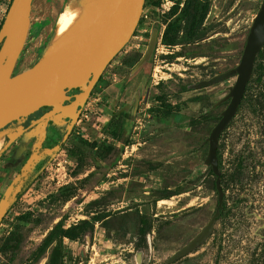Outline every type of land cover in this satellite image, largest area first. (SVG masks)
<instances>
[{"label": "rangeland", "instance_id": "1", "mask_svg": "<svg viewBox=\"0 0 264 264\" xmlns=\"http://www.w3.org/2000/svg\"><path fill=\"white\" fill-rule=\"evenodd\" d=\"M11 1L0 0V24ZM186 2L207 8L198 38L170 47L162 45L164 15L175 3L181 8ZM261 3L144 1L145 17L103 71L64 142L72 110L37 125L33 144L21 149L19 159L12 158L21 162L16 163L21 169L16 187L0 196V204L6 195L9 203L0 222V247L11 232L24 235L13 264H29L44 237L62 218L67 227L99 219L90 242L64 240L63 264H259V219L264 203V62L259 74L252 73L234 117L218 139L223 206L230 207V214L214 223L212 233L194 251L170 263L167 260L214 212L215 176L204 165L208 136L228 104L222 100L235 82L233 70ZM78 4L80 0H33L29 30L13 75L49 54L47 44L54 22L70 5ZM155 28L158 34L150 59L133 71L139 62L134 66L128 62L135 56L143 58ZM166 107L173 111L167 113ZM207 112L210 115L201 118ZM125 114V130L116 141L110 134ZM192 118L198 121L190 124ZM12 131L0 132V152ZM83 141H96L99 148L88 154L81 150ZM107 145L116 150L106 154ZM125 149L157 154V161L123 158ZM92 157L101 168L94 170ZM121 164L129 169H121ZM152 170L161 177L159 187L144 182ZM20 189H25L23 195L10 205ZM178 189L186 192L164 198ZM188 199L193 205H188ZM8 259L0 249V264ZM46 259L47 253L34 264H46Z\"/></svg>", "mask_w": 264, "mask_h": 264}, {"label": "water", "instance_id": "2", "mask_svg": "<svg viewBox=\"0 0 264 264\" xmlns=\"http://www.w3.org/2000/svg\"><path fill=\"white\" fill-rule=\"evenodd\" d=\"M144 1L110 0L107 13L61 52L43 57L29 69L13 75L29 30L33 0H12L0 27V132L9 123L19 122L22 117L42 107H50L51 110L33 121L31 126L46 123L74 106L81 108L105 68L131 39L139 23ZM157 34L155 28L146 53L133 71L150 59ZM263 44L264 0L253 18L240 61L233 70L235 82L228 88V94L222 100H228V104L208 136L204 165L209 166L216 177L215 188L219 203L222 201V189L217 159L218 139L238 109ZM75 88H82L83 91L75 95L71 103L63 105L64 101L69 100L66 91ZM76 118L68 126L61 143L66 139ZM23 132V129H18L9 136L4 148H8ZM8 205L6 195L0 204V222ZM218 214L217 208L201 230L167 261L170 263L188 255L204 243L212 233Z\"/></svg>", "mask_w": 264, "mask_h": 264}, {"label": "trees", "instance_id": "3", "mask_svg": "<svg viewBox=\"0 0 264 264\" xmlns=\"http://www.w3.org/2000/svg\"><path fill=\"white\" fill-rule=\"evenodd\" d=\"M9 7V6H8ZM207 12V8H200L197 5L189 6V3L186 2L180 8L178 3H175L169 10L168 14L164 15L165 28L161 35V44L165 46H174L177 44H181L183 40L192 41L196 40L199 35V26L202 23L205 14ZM4 20V19H3ZM3 20L0 24V27L3 23ZM141 56H135L130 62H128L129 66H134L140 60ZM264 62V44L261 51L258 53L253 73L259 74V71L262 69ZM211 107V106H210ZM167 113H171L173 108L166 107ZM201 118H205L209 116L210 113L207 112ZM32 117H36V112L32 113ZM220 118V117H219ZM127 119L126 114L119 117L118 122L115 127L111 131L110 137L116 141L121 140L123 136V132L125 130V121ZM198 118H192L190 120V124L196 123ZM4 130V129H3ZM1 130V131H3ZM8 138L5 139V143ZM81 150L87 151L88 154L91 153L94 149H98L99 145L96 141L91 142H82ZM116 150L114 145H107L105 148V153L109 154ZM78 159V158H76ZM94 170L101 168L98 164L95 157H92ZM208 168H210L208 166ZM94 172L90 173V176L93 175ZM89 176V177H90ZM25 189H20L13 199L10 202L14 203L17 201L24 192ZM156 191H161L156 189ZM185 190L178 189L175 194L167 195L166 197H171L173 195H178ZM166 195V194H165ZM99 221V219L92 220H81L76 224H73L69 227L65 224V218L60 219L54 227L49 231V233L44 237L40 245L34 252L33 258L29 264L36 263L44 254L47 253L46 264H63L64 261V240H77L80 243H85L86 241L90 242L93 236L94 223ZM150 228V227H149ZM24 240V235L18 231L11 232L3 241L0 249L5 254L9 255V259L6 264H13V259L17 252L19 251L22 242Z\"/></svg>", "mask_w": 264, "mask_h": 264}, {"label": "bare ground", "instance_id": "4", "mask_svg": "<svg viewBox=\"0 0 264 264\" xmlns=\"http://www.w3.org/2000/svg\"><path fill=\"white\" fill-rule=\"evenodd\" d=\"M109 2L110 0H80V4L70 5L54 22L47 44L49 54L46 56L61 52L63 48L85 33L107 13L106 8Z\"/></svg>", "mask_w": 264, "mask_h": 264}, {"label": "crops", "instance_id": "5", "mask_svg": "<svg viewBox=\"0 0 264 264\" xmlns=\"http://www.w3.org/2000/svg\"><path fill=\"white\" fill-rule=\"evenodd\" d=\"M50 121H53V118ZM35 128L36 126L29 128L26 132H24L21 136H19L9 148L1 149L0 196L4 195L10 189V187L13 188L16 187L15 178L16 175L20 172L21 165L19 164L18 166H16L17 165L16 163L19 160L16 162L12 158L19 159L23 152L21 151V149H23V147L26 148L29 144L31 145L33 144L35 139ZM156 155L157 154L137 152V151H133L132 149L131 150L125 149L123 153V158L133 156L135 158L144 159L146 161H157ZM19 163L21 162L19 161ZM119 167L121 169H129L126 164L125 165L121 164ZM126 179H127L126 177H120V180H126ZM134 181H137V177L134 178ZM144 182H146L147 185H150V187H159V184L161 183V177L158 176L156 173H154V171L152 170L150 173H146Z\"/></svg>", "mask_w": 264, "mask_h": 264}, {"label": "flooded vegetation", "instance_id": "6", "mask_svg": "<svg viewBox=\"0 0 264 264\" xmlns=\"http://www.w3.org/2000/svg\"><path fill=\"white\" fill-rule=\"evenodd\" d=\"M101 75L98 78V80L96 81V83L93 85V87L91 88V90H90V92H89V94H88V96L86 98L85 103L90 98V96L93 93V91L95 90V87H96L97 83L99 82V80L101 78ZM82 91H83L82 88H75V89L67 90L66 91V95L69 97V100L64 101L63 102V105H67V104L71 103L75 99L74 96L77 95V94H79V93H81ZM84 106H85V104L80 108V106L77 105V106H74V107H72L70 109V110H72V113L70 114V116H69V118L67 120L68 121V126L71 124V122H72V120H73L74 117H77L75 123L78 121L79 117L81 116V111L84 108ZM50 110H51L50 107H42V108H40V109H38L36 111V114H37L36 117H32L31 116V118L28 119V120H21L19 122L16 121L15 123L13 121V122L9 123L4 128V130H6V129L7 130L8 129H12L13 130L12 131V134L15 133L18 129H23L24 132H26L29 128L38 125L37 124V125L31 126V124H32L33 121H35L36 119L40 118L41 116H43L45 113H47ZM50 120H47V122H49ZM68 126H67V128H68ZM73 126H72V128H73ZM66 132H67V129L65 131V134H66ZM217 159H218V156H217ZM215 179H216V177H215ZM221 180H222V174H221V178H220V186H221ZM214 187H215V180H214ZM221 189H222V186H221ZM215 192H216V205H215V208H214V212L216 211L217 208L219 210L218 217L216 218V221H217L221 217H227V216H229V214H230L229 213L230 212V207L229 206H227V207H224L223 206V199H224V191H223V189H222V201H221V203H219V201H218V193H217L216 188H215ZM184 196L186 198L188 197V195H186V194ZM191 201L192 200H190V199L187 200L188 205H193V204H190ZM260 210H261V213H260V219L259 220L261 221V226H260V234H259L260 246H259V254H258V263L259 264H264V203H262V207H261Z\"/></svg>", "mask_w": 264, "mask_h": 264}, {"label": "built area", "instance_id": "7", "mask_svg": "<svg viewBox=\"0 0 264 264\" xmlns=\"http://www.w3.org/2000/svg\"><path fill=\"white\" fill-rule=\"evenodd\" d=\"M163 8L165 9V7L163 6ZM167 10H168V8H167ZM164 13V12H163ZM145 16H144V11L142 10V13H141V17L140 18H144ZM162 26V25H161ZM163 27V26H162ZM160 35H162V33H160ZM158 43H160V39H159V42Z\"/></svg>", "mask_w": 264, "mask_h": 264}]
</instances>
